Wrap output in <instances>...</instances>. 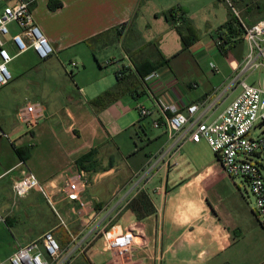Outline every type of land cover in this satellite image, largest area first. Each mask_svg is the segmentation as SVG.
<instances>
[{"label": "crops", "instance_id": "1", "mask_svg": "<svg viewBox=\"0 0 264 264\" xmlns=\"http://www.w3.org/2000/svg\"><path fill=\"white\" fill-rule=\"evenodd\" d=\"M54 3L60 5L53 8ZM193 3L33 0L31 4L35 23L54 54L39 60L28 50L15 57L10 63L12 80L0 88V132L14 148L28 152L24 162L16 154L0 152V197L5 190L12 193V181L23 171L45 185L66 225L53 222L46 229L63 249L83 246L69 264H110L111 255L102 252L98 232L111 225L133 230L137 264H257L255 241L247 236L257 217L244 200L241 184L227 176L215 156L204 155L202 140L185 142L170 161H160L142 178L152 158L170 143L164 127L152 126L165 117L159 102L181 110L190 103L216 99L212 120L238 90L227 88L232 67L243 58L236 45L226 48V54L220 52L215 32L197 35L196 42L182 48L179 24L174 21L180 17L181 27L190 25ZM15 33L18 29L11 25L10 34ZM218 53L223 60L216 59L209 67L204 64ZM143 61L160 65L155 70L158 78L141 81L99 110L89 104L116 87L121 70L139 80L135 64ZM70 62L77 63L76 70L69 68ZM26 102L41 103L45 110L31 130L19 115ZM137 105L150 109V115L141 117ZM92 152L88 161L77 164ZM78 173L89 181L84 199L96 200L84 213L61 194L66 179ZM34 194L39 195L33 191L20 200L31 195L25 200L29 206ZM140 194L154 209L144 218L128 208ZM2 224L11 227L8 217ZM42 234H31L20 244ZM15 247L1 253L0 262L6 263Z\"/></svg>", "mask_w": 264, "mask_h": 264}, {"label": "built area", "instance_id": "2", "mask_svg": "<svg viewBox=\"0 0 264 264\" xmlns=\"http://www.w3.org/2000/svg\"><path fill=\"white\" fill-rule=\"evenodd\" d=\"M225 1L239 24L242 33L240 39L247 46L242 60L232 67L227 85L228 90L239 88L240 93L212 120L210 118L215 111L216 99L190 103L181 110L172 104L159 102L165 117L162 122L155 120L152 126L164 127L170 143L152 158L142 178L153 173L160 161H170L185 142L198 143L204 140L227 176L241 184L249 202L253 200L252 211L264 223V17L247 25L230 1ZM31 4L32 0H0V88L12 80L8 65L15 57L28 50H32L39 60H46L54 54L35 23ZM11 25L17 27L18 33L10 34ZM217 34L215 46L218 49L234 46L235 37L229 39L228 43L224 42L226 30ZM77 67V63H69L70 69ZM255 73H258L257 81L248 83V77ZM158 77L159 74L153 71L144 78V82ZM137 110L141 117L151 113L150 109L142 105H137ZM19 115L27 129L31 130L44 118V106L38 102H26L19 110ZM0 137L12 144L6 134L0 132ZM88 185L87 178L78 173L68 177L61 190L67 201L77 203L81 213L96 204V200H85L83 197ZM33 191L53 210L60 225L66 226L55 208L54 197L31 172L23 171L12 181L11 192L16 199ZM1 222L3 217L0 214ZM98 236L102 252L111 255L110 264H137L133 252V230L111 225L102 228ZM81 250V245L71 250L63 249L53 233L46 231L35 240L24 245L18 244L7 262L0 264H69L75 253Z\"/></svg>", "mask_w": 264, "mask_h": 264}, {"label": "rangeland", "instance_id": "3", "mask_svg": "<svg viewBox=\"0 0 264 264\" xmlns=\"http://www.w3.org/2000/svg\"><path fill=\"white\" fill-rule=\"evenodd\" d=\"M229 1L238 12L239 17L247 25L254 23L255 20L264 16V11L262 10V7L264 6V0ZM258 6L261 9H257ZM229 15L231 18L233 17L231 8L225 0H194V3L192 4V11L190 12V26L195 29L197 35L211 36L215 32L219 33L217 29L227 22ZM174 22L178 23V27L181 28L180 19ZM241 34L242 33L239 32L234 38V44L232 42L231 43L234 46L236 45L237 51H239L244 56L247 52V46L243 42L239 44V41L241 40ZM216 59L223 60V54L218 53L217 57L207 59L204 64L208 67L211 64L214 65L217 62ZM11 65L12 64L8 65L10 72ZM257 78L258 73H255L254 75L248 77L247 82L251 84L252 82L257 81ZM1 92L2 91L0 90V93ZM239 93L240 89L238 88L236 96H238ZM144 105L146 106V104ZM201 143L204 155H212V157H214V153L207 142L202 140ZM13 146L14 145H11L7 139L0 137L1 155L3 153L5 155L13 156L15 154ZM242 193L245 202L252 210L254 208L253 200L250 199V202L248 201L243 188ZM34 195L35 196L31 201L28 200L30 201L29 206L25 200L29 199L31 195L25 200H20L14 198L12 193H8L5 190L2 194V197H0V214L3 217V222L1 223H5V218L8 217L9 225L11 224V227L8 226V224H6V226L5 224L0 225V254L9 249L13 250V246H17L18 243L20 244L26 242L28 239L27 237L31 234L36 233L39 235L45 231H49V229L46 228L53 224V222L55 226H58L59 221L55 213L51 212L52 210L41 196L37 194ZM21 201L25 203L22 204ZM29 207H33V210H29ZM55 208L57 210L56 205ZM257 220H254L253 223L251 222L250 226H248L247 236H251L254 239L257 247V264H261L264 261V223L259 218H257Z\"/></svg>", "mask_w": 264, "mask_h": 264}, {"label": "trees", "instance_id": "4", "mask_svg": "<svg viewBox=\"0 0 264 264\" xmlns=\"http://www.w3.org/2000/svg\"><path fill=\"white\" fill-rule=\"evenodd\" d=\"M33 2V0H32ZM59 3H54L53 8L59 6ZM257 9H261L259 6ZM262 10L264 11V6L262 7ZM172 12V18L175 17L174 10ZM264 17V16H263ZM262 18V17H261ZM180 19V17H179ZM260 19V18H259ZM258 20V19H257ZM255 20V21H257ZM222 30H226V38L224 40L225 43H228V40L237 36V34L240 32L239 30V24L236 21L235 17L229 15V18L225 24L220 26L217 31L221 32ZM176 31L178 33L179 39L182 44L183 49L189 48L194 42L198 40V36L196 34L195 29L190 25H185L184 27H176ZM242 43V41H239V44ZM220 52H223L226 54V50L224 48L218 49ZM160 65H153L148 61H143L139 64H135L136 72L139 76V80L136 78H131L128 75L127 70H121L120 73H118L119 77V83H117L116 87L110 90L105 91L95 99L91 100L89 104L95 109L99 110L103 107H105L108 103L116 100V98L126 92L128 89L134 87L136 84H140L141 81H144V78L149 75L151 72L155 71ZM122 78V79H120ZM137 86V85H136ZM14 153L19 158L18 160L21 162H24L28 157V152L25 149H17L13 146ZM93 155V152L82 157L77 161L78 165H82V163L88 161L90 157ZM128 208L135 213L137 218H144L147 215H150L153 213L154 209L152 208L149 201L144 197L143 195H139L136 198H134L128 205Z\"/></svg>", "mask_w": 264, "mask_h": 264}]
</instances>
